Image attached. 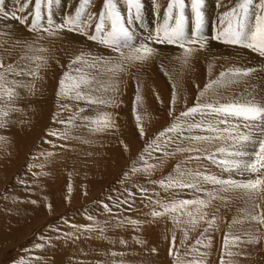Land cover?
I'll return each instance as SVG.
<instances>
[{"label":"snow or ice","instance_id":"obj_1","mask_svg":"<svg viewBox=\"0 0 264 264\" xmlns=\"http://www.w3.org/2000/svg\"><path fill=\"white\" fill-rule=\"evenodd\" d=\"M96 3L13 0L9 9L0 0V130L10 131L13 124L33 127L32 119L13 120L12 116L28 112L35 116L37 110L28 101L42 91L37 80L44 81V74L51 72L54 81L55 110L50 123L40 130V144L34 145L38 151L26 161L24 175H15L17 185L26 193L34 191L32 185L40 188L42 179L53 175L48 166L63 159L61 153H74L78 144L91 145L98 136H117L122 154L130 156L132 144L121 138L115 111L124 103L121 97L130 81L135 85L131 101L135 134L144 141L136 157L121 169L107 197L97 202L107 219L98 220L88 210L84 213L87 223L60 217L59 223L33 233L30 247L24 250L27 261L21 256L10 264H57L56 250L93 239L109 245L118 242L125 251L109 248L101 253L109 259L69 258L68 264H131L124 257L139 253L128 251L129 241L123 236L107 235L109 229L131 228V241L145 253L158 256L159 249L149 245L147 232L164 220L172 224L167 248L170 264H210L222 222L228 230L222 232L219 264H239L234 257L248 258L249 246L264 248V0H214L215 21L208 0H166V6L150 0L154 23L145 20L144 0H99V7ZM80 38L91 43L79 48L66 65L61 64L55 55L56 42H79ZM214 42L249 50L260 62L252 65L237 58L227 66L222 64L212 76L215 61L228 60L212 51ZM93 47L103 51H93ZM170 47L175 51H169ZM201 58L207 61L209 72L202 86L195 77ZM166 60L179 66L181 79L189 75L194 99L189 103L188 91L181 93L172 73L164 71L172 85L170 99L164 105L157 94L161 111L148 120L149 124L152 119L166 123L149 136L147 114L138 112L144 107L143 77L154 63L163 70ZM56 67L61 69L58 76ZM65 112L68 115L62 116ZM80 130L87 137L78 134ZM11 143L10 136L0 134V151L10 156ZM177 156L181 159L167 174L154 178ZM40 157L43 162L37 164ZM29 174L30 179L25 178ZM137 176L144 181L134 182ZM82 187L88 196L87 185ZM68 191H72L71 183ZM3 198L12 204L24 202L18 195ZM43 201L51 214V203L47 197ZM27 202L41 204L37 199ZM233 206L232 219L223 220L221 209ZM129 212L136 215L125 214ZM237 225L240 230L233 232ZM191 233L197 235L189 244ZM49 251L51 255L39 254Z\"/></svg>","mask_w":264,"mask_h":264},{"label":"rangeland","instance_id":"obj_2","mask_svg":"<svg viewBox=\"0 0 264 264\" xmlns=\"http://www.w3.org/2000/svg\"><path fill=\"white\" fill-rule=\"evenodd\" d=\"M160 2L162 6H166V0H160ZM144 3L146 4L147 9L145 15H150L152 22L154 23V19L150 11V0H144ZM12 4L13 2L11 1V5ZM208 5L213 8L210 13L212 20L215 21L217 10L215 9L214 0H208ZM96 6L99 7V0H97ZM214 43H217L220 46L222 45V48L223 46H226L219 42ZM77 47L78 49L81 48L80 45H77ZM55 48V55L60 59V61L64 60L65 62L63 63L65 65L67 64L69 57L74 55L78 50H74L73 52V44L68 47L66 43L62 42L56 43ZM227 49L229 50L226 51ZM215 52L217 51H214V53ZM221 53V55L228 57L229 63H231L237 58L243 62L247 55L251 52L249 50L237 51L236 49L230 47L225 48L221 51ZM220 62L223 64L222 60L215 61V66L211 73L212 76H215L219 72V66H221ZM153 65L155 67H153ZM153 65H151L148 69L150 74H146L145 76L153 75V79H157L156 86H150L147 91V93L150 92L155 99L149 102H144V107L138 109V112L141 115L147 114L145 116V124L149 127V136L154 134L155 131L159 130V128L166 123L165 120L158 121L156 119H152L149 124V116L156 117L161 111V104L156 100V95L158 94L164 105H167L170 99L172 87L168 77L163 76L164 74L159 69V64L154 63ZM59 72H61V69L58 67L56 68V74H60ZM173 73L174 75H172V79L176 81L178 90H180L181 93H183L184 90H187L190 97L189 103H191L192 99H194V93L192 91V85L189 82V75H184L182 81L179 82V75L175 72ZM44 75V81L37 80L36 82V86L42 91L37 93L34 101H28L33 103V106L37 110V114L33 116L31 112H28L26 115L14 113L12 116L13 120L32 119L34 126L29 128L27 125L17 126L16 124H13L10 131L0 130V134L8 135L12 140V143L9 145V152H11L10 156L5 152L0 151V264H10V261L13 258L18 259L21 256H23L27 261L29 257L24 250L30 247L31 242L34 239L33 233L41 229L46 230V226L49 224L59 223L60 217H66L70 221H74L76 223H87L88 221L85 219L84 213L85 210H88V212L96 216L98 220L103 221L107 219V214H100V207L97 202L104 200L107 197L110 189H112L115 185V181L120 175L121 169L129 163L130 159L136 157L144 145V141H139L136 138L134 117L131 112V97L134 94V89H131L128 86L126 91L130 93V97H126V94H124L121 97L124 103L121 104L115 111L119 113L120 117L119 122L121 124V138L132 144L130 156L122 154V146L118 143L117 136H98L91 145L78 144L74 153H61L63 159L58 158L55 163L48 166L53 175L46 180L42 179V185L40 188L32 185L34 191L26 193L23 190V186L16 184L15 175H24L26 161L30 160L32 154L38 151V147H34V145L39 146L40 144V130L43 126L50 123L51 112L55 110V98L53 94L54 81L52 79V74L51 72H47ZM195 77L201 86L209 78V72L204 58H201V61L197 66ZM159 80L162 81L160 84H158ZM21 95H25L23 90H21ZM126 101L128 102L126 103ZM21 106L26 108L27 103L22 101ZM61 115L67 116L68 113H61ZM78 134L85 137L88 135L83 130H80ZM101 144L103 146H101ZM44 147L48 146L44 145ZM89 152L92 153L91 156H87L86 153ZM40 158L37 160L39 162L36 161V163L39 164L43 162V157ZM86 159L88 161H86ZM179 159H181L179 156L174 159H169L164 168L156 172L154 178H159L161 175L167 174ZM192 166L195 167V165ZM34 171H40V169L35 168ZM69 173H71V175H69ZM25 178L30 179V174ZM143 181L144 178L142 176L134 178V182L142 183ZM69 183H71L72 186L71 193L68 191ZM83 185H87L88 196L83 195ZM5 194L9 196L18 195L22 198V200H24V202L12 204L11 200H5L3 198ZM161 195H163V193H161ZM44 197H47L48 202L52 205L51 214H49L47 209L43 206ZM65 197H68V199H65ZM29 198L41 201L40 206L37 207L28 203L27 200ZM9 209H11V212H9ZM142 210L148 211L146 208H142ZM113 211L115 212V209ZM125 214L132 216L136 215L134 212ZM234 214L235 206H233L231 210L221 209V216L223 220H231ZM171 228V222L164 220L158 222L155 229H149L147 232L149 245L156 246L159 249L158 256L153 255L150 252L145 253L142 248L131 241L130 238L134 234L131 228L118 229L115 231L109 229L107 235H115L117 237L123 236L124 239L129 241L128 251L139 253V255L129 254L124 257V259L131 262V264H142V262L143 264H170L172 257L168 256L167 248L171 237V233L168 230ZM220 228L221 234H217L213 242L210 264H219L222 232L228 230L226 224L223 222L220 224ZM239 230L240 226L238 225L234 226L232 229L233 232H238ZM196 235L197 233L190 234V239L188 241L189 244L192 243V240L195 239ZM165 236H167L168 239H165ZM179 239L180 232L177 231V243H179ZM109 248H113L116 251H125L123 246H121L118 242L115 245H109L104 241L96 239L90 241L81 240L75 245L69 243L67 247H62L56 250L55 259L57 264H61V262L62 264H68L69 258L73 261H78L80 259L93 262L96 260H106L109 259V257H105L101 255V253ZM82 251L83 253H86V255L82 256ZM180 251L183 252L184 249L181 248ZM247 251L250 253L248 258L234 257V259L238 260L239 264H264V248H254L249 246ZM39 254L51 255L52 253L49 251L47 253ZM225 258L227 259V257ZM117 259H119V257H117Z\"/></svg>","mask_w":264,"mask_h":264},{"label":"bare ground","instance_id":"obj_3","mask_svg":"<svg viewBox=\"0 0 264 264\" xmlns=\"http://www.w3.org/2000/svg\"><path fill=\"white\" fill-rule=\"evenodd\" d=\"M11 1L13 2V0H6V2H5V7L6 8H12L13 6L11 5ZM145 7H146V4H145ZM149 9V8H148ZM212 7H210V5H209V10H210V12L212 11ZM146 12H147V9H146ZM150 12V11H149ZM150 14V13H149ZM145 20H146V22H148V23H153L152 22V18L150 17V15H145ZM0 26H2V25H0ZM17 31L18 32H23V29H21V28H17ZM59 42V41H58ZM58 42H56V43H58ZM91 42H87L86 41V38H80V40H79V42H77V41H72L71 43H66V45H68V47H69V45H71V44H73L74 45V48H73V52H74V50L76 51L77 49H78V47H77V45H80L81 47H83V48H87L88 46H89V44H90ZM222 46V45H221ZM219 44H217V43H214V46H213V48H212V50H213V52L214 51H217V52H215L217 55H221L222 53H221V51H223L225 48H230L229 46H223V48L221 47ZM163 47V46H162ZM61 50H63V49H61ZM60 50V51H61ZM92 50L93 51H103L102 49H98V48H96V47H93L92 48ZM169 51H172V52H174L175 51V49L174 48H169L168 49ZM229 49H227L226 51H228ZM58 52V51H57ZM67 52V51H66ZM68 53H70V52H68ZM230 53V52H229ZM62 54H64V53H62ZM256 54H252V53H249L248 55H247V57L245 58V60H247V61H250L251 62V64L252 65H255V64H257V63H259L260 61H259V58H258V61H257V57L255 56ZM221 56H223V55H221ZM232 56H234V55H232ZM203 59V58H202ZM233 59V58H232ZM222 60V59H221ZM244 60V61H245ZM62 61V64L63 65H65L63 62H65L64 60H61ZM223 61V64L226 66L228 63H229V60H227V61H224V60H222ZM240 61H242V60H240ZM205 64L207 65V61L205 60ZM220 64H221V62H220ZM222 65V64H221ZM217 66V65H216ZM153 67H155L154 65H153ZM219 67H221V66H219ZM56 68H58V67H56ZM158 68V67H157ZM159 69L162 71V73L164 74V71H167V72H170V73H172V75H174V73L173 72H175L177 75H179V77H180V80H179V82H181L182 81V79H181V76H180V70H179V66H175V67H173V65L172 64H170L167 60L166 61H164V69L162 70L161 68H160V66H159ZM159 71V70H158ZM60 73V72H59ZM147 74H150V71L148 70V72H147ZM154 74V73H153ZM59 75V74H58ZM57 75V76H58ZM163 76H165V75H163ZM184 77V76H183ZM154 78V76L152 75H148V76H145V77H143V80H144V85H143V96H144V102H149V101H151V100H154L155 99V97L153 98V95L152 94H150V92L149 93H147V91L149 90V87L150 86H153V87H155L156 86V80H154L153 79ZM167 78V77H166ZM48 80V79H47ZM152 83V84H150V83ZM162 81L161 80H159V83L158 84H160ZM132 86H133V88H132ZM123 87V86H122ZM129 88H131V89H134L135 90V85L130 81L129 82ZM152 91V90H151ZM126 93V97H130V93L129 92H127V91H125ZM147 93V94H146ZM131 99H132V97H131ZM43 100V99H42ZM41 101V100H40ZM128 101H126V103H127ZM154 102V101H153ZM44 115V114H43ZM98 139V138H97ZM96 143V142H95ZM95 148V147H94ZM88 156V155H87ZM41 159V158H40ZM88 159V158H87ZM86 159V161H88ZM37 162H39V161H37ZM102 162V161H101ZM38 164V163H37ZM81 168V167H80ZM59 256H61V255H59Z\"/></svg>","mask_w":264,"mask_h":264}]
</instances>
